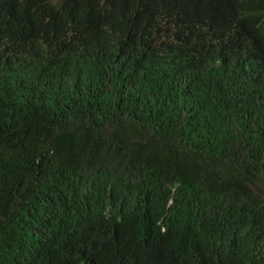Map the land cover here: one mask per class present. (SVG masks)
I'll return each instance as SVG.
<instances>
[{
	"label": "trees",
	"instance_id": "1",
	"mask_svg": "<svg viewBox=\"0 0 264 264\" xmlns=\"http://www.w3.org/2000/svg\"><path fill=\"white\" fill-rule=\"evenodd\" d=\"M94 8L99 75L0 41V264H264V0Z\"/></svg>",
	"mask_w": 264,
	"mask_h": 264
},
{
	"label": "clouds",
	"instance_id": "2",
	"mask_svg": "<svg viewBox=\"0 0 264 264\" xmlns=\"http://www.w3.org/2000/svg\"><path fill=\"white\" fill-rule=\"evenodd\" d=\"M0 0V41L11 42L17 40L24 30L28 20L41 14L48 19L62 14L69 7L74 11L63 23L60 30L52 33L53 40H41L44 52L52 66L57 59L66 72L81 71L92 75H99V61L110 62L115 58L112 43L101 35V26L96 16L95 4L103 5L106 0H43L47 7L39 8L40 0ZM32 8L30 9V7ZM96 65V69L89 70L85 65Z\"/></svg>",
	"mask_w": 264,
	"mask_h": 264
}]
</instances>
